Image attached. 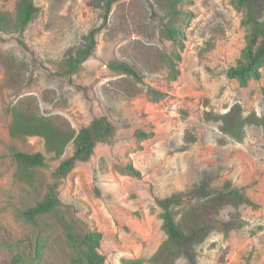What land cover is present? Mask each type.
Segmentation results:
<instances>
[{
	"label": "rangeland",
	"instance_id": "1",
	"mask_svg": "<svg viewBox=\"0 0 264 264\" xmlns=\"http://www.w3.org/2000/svg\"><path fill=\"white\" fill-rule=\"evenodd\" d=\"M33 2L37 15L19 31L18 0H0V264H83L54 212L76 233L99 231L106 264H264V64L244 86L227 75L262 38L251 43L245 9L180 0L170 18L157 0H120L116 26L109 21L96 50L69 67L101 9ZM115 61L137 67L140 79L110 69ZM234 105L238 137L221 128ZM103 117L110 131L101 125L92 151L68 161L76 134ZM36 118L75 136L55 151L35 134ZM16 151L41 152L45 162L22 169ZM230 189L247 202L205 215L213 191ZM164 198L180 199L171 212L186 234L209 222L207 233L168 244L156 202ZM46 199L51 209L27 212Z\"/></svg>",
	"mask_w": 264,
	"mask_h": 264
},
{
	"label": "trees",
	"instance_id": "2",
	"mask_svg": "<svg viewBox=\"0 0 264 264\" xmlns=\"http://www.w3.org/2000/svg\"><path fill=\"white\" fill-rule=\"evenodd\" d=\"M119 1L120 0H86L87 5L101 9V22L81 36V45L75 52L66 58V63L69 67H73L85 61L96 50V35L99 34L102 29L106 28L109 21H113V26H116L118 18L113 15V9L115 8V4ZM179 1L180 0H157V3L168 17L173 18L181 14V10L177 7ZM236 2L245 9V22L250 29L251 43H256V37L262 35L260 42H257L256 46H248L244 51V58L227 70V75L229 77L235 78L240 85L244 86L248 83L250 78L259 76V68L264 64V18L261 17L264 12V0H236ZM37 12L38 8L33 0H18L15 16V23L18 30L20 31L30 24L36 17ZM128 17L133 18L134 15L128 12ZM163 30L168 37L173 36L177 32L175 26H169L168 24L164 25ZM134 32L139 33L137 29H135ZM128 33L132 32L129 31ZM109 67L116 72L130 75L137 80L140 79L137 67L125 62L115 61L111 63ZM241 117L239 106H232L220 117L222 121V130L226 131L228 135L238 137L240 132L239 127L242 123V120H240ZM22 118L25 119V122H29L28 120H30L23 115ZM105 120V117L99 120L98 128H83L75 136V132L73 131L65 132L56 128L51 122L43 118H36L34 122L38 129H35V134L42 136L49 147L58 152L75 136L76 147L74 154L68 158V161H70L75 156L90 153L92 151L94 141L99 134L97 129H101V125L103 126L102 130L104 132L110 131ZM13 158L22 169L41 166L45 162V157L41 152L28 153L16 151L13 153ZM207 192L208 190L203 191V193ZM225 201L239 203L247 202V199L238 189H230L228 191L215 190L213 191L211 199L201 204V210L205 215H209L212 212L213 206ZM156 202L162 210V228L166 234L168 244L180 247L184 245L189 238L200 239L207 233L208 227L210 226L209 222H205L191 229L188 235L184 231V228L175 221L171 212V207L172 205L178 204L180 199L164 198L157 199ZM52 207L51 199H46L45 201L38 202L35 206L28 209L27 212H43ZM54 214L60 226L65 230L67 240L76 253V262L83 264H106L104 255L98 250L101 239V233L99 231L93 230L76 233L59 212H54Z\"/></svg>",
	"mask_w": 264,
	"mask_h": 264
}]
</instances>
